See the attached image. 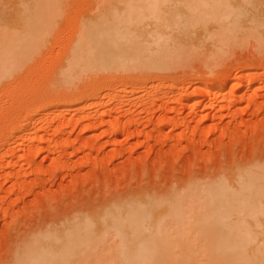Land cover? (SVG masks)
<instances>
[{"label":"rangeland","instance_id":"rangeland-1","mask_svg":"<svg viewBox=\"0 0 264 264\" xmlns=\"http://www.w3.org/2000/svg\"><path fill=\"white\" fill-rule=\"evenodd\" d=\"M111 1L64 3L37 55L0 80V264H11L22 248L43 241L42 235L61 233L77 218L97 221L125 202L184 197L187 203L197 187L232 185L242 170L264 166V41L251 30L242 34L249 24L234 38L220 35L213 21L190 24L191 30L183 28L190 40L169 54V67L82 73L64 98L59 71L78 28L101 4L114 11L139 5L114 0L123 4L119 8ZM174 1L178 6L180 0ZM251 1L232 0L246 3L264 21V0ZM15 2L0 0V38H6L1 28H10ZM173 2L164 0L162 6ZM180 4L186 17L187 7ZM153 20L142 24L150 27ZM173 27L177 33L178 24ZM263 27L257 29H263L261 35ZM215 83L224 89L219 96ZM85 95L100 107L78 104L84 109L77 105L80 112H70ZM18 137H26V145L16 144ZM163 213L157 212L166 216L159 233L168 244L159 254L180 259L194 250L202 254L194 233L186 245L177 243L175 222ZM251 213L256 223L264 222V207ZM102 239L95 255L81 264H112L118 237L107 231Z\"/></svg>","mask_w":264,"mask_h":264},{"label":"bare ground","instance_id":"bare-ground-1","mask_svg":"<svg viewBox=\"0 0 264 264\" xmlns=\"http://www.w3.org/2000/svg\"><path fill=\"white\" fill-rule=\"evenodd\" d=\"M67 1L78 2L16 0L10 28H1L6 38H0V80L7 76L9 78L12 72L37 55L45 37L52 31L53 26L55 27L56 17L61 16ZM132 1L139 5L121 4L122 11L112 10L108 3L101 4L103 8L99 4L101 8L97 6L100 9L93 11L92 15L97 12L95 16L91 15L92 18L78 28L69 50L63 56L64 61L59 71L61 78L58 77V89L62 91V95H65L73 81L78 80L82 73L83 77L90 72L106 74L169 67L172 64L169 54L184 49L190 40L189 32L185 33L184 29L191 30L190 24L198 21L200 23L198 22L196 27L203 22L213 21L220 35L229 36L241 34L240 30L246 23L249 24L248 29L244 26L246 29L243 27L242 34L243 31L251 30L250 34L252 33L256 40L264 41V35H261L263 29L260 33L257 32V29L264 25V21L256 16L257 13H250L249 7L250 11L244 6L246 3L233 4L232 0H182L185 3L182 5L180 0L178 6L185 5L188 10L185 17V14L178 10L176 1L175 8L173 0V7L168 3V7L165 4L162 6L164 0ZM241 1L247 2L246 5L249 4L248 1L252 2ZM112 2L114 4V0ZM117 5L121 8L120 4ZM182 16L186 20L180 23ZM145 18H153L154 25L146 27L149 24L146 20L143 22L146 26L143 25ZM148 21L151 23L152 20ZM186 23L189 27L183 25H187ZM174 24H178L180 28L177 33L171 29ZM173 28L174 31L177 30ZM204 28L206 27H203V30ZM244 37L241 35V38ZM212 87H215L218 96L224 92L216 83ZM86 97L87 95L83 99L79 98V101L76 100L74 108L85 103L100 107L96 99ZM80 105L78 106L82 107ZM78 111L77 107L72 108L70 112L76 114ZM17 139L18 143L15 142L18 145L28 141L26 137ZM261 165L263 164L251 170L238 171L235 184L229 185L221 181L193 189L187 203L184 202V197L182 200L176 198L164 203L154 199L125 202L97 221L87 217L77 218L69 227H63L61 233H45L46 235L41 237L43 241L37 239L28 247L22 248L21 252L14 255L17 257H14L11 264H81L95 255L93 253L97 246L104 242L102 237L107 231H112L118 237L117 242L112 245V264H264V222L256 223L255 215L251 213V210L262 211L264 207V166ZM161 210L175 222V229L179 231L175 233L180 235L177 243L186 245L187 242H184L188 240V234L194 233L195 236L192 237L201 244L202 254L198 255L193 248L190 249L195 251L194 254H186L187 256L181 259L175 255L167 257L165 253V256L159 254L162 246L168 244L159 233L163 218L166 217H158L157 212ZM177 213L180 214L176 215Z\"/></svg>","mask_w":264,"mask_h":264}]
</instances>
